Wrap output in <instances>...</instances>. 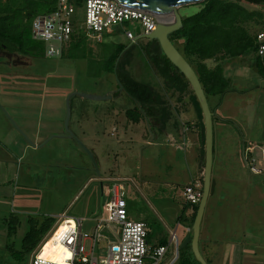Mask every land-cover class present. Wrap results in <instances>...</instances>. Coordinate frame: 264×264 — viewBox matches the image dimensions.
<instances>
[{"label": "rangeland", "instance_id": "obj_1", "mask_svg": "<svg viewBox=\"0 0 264 264\" xmlns=\"http://www.w3.org/2000/svg\"><path fill=\"white\" fill-rule=\"evenodd\" d=\"M20 6L22 5L19 4ZM247 6L264 14V4ZM197 10V6L188 5L180 8L179 14L189 16ZM79 19L80 21L83 19L82 14ZM167 20L164 19V22ZM125 27L135 37L141 33L138 25H125ZM260 28L261 26L250 25L251 31ZM81 33L79 30L77 35ZM81 40L82 47L80 46L77 51L66 47L64 57L39 56L32 59L18 54L11 55L0 49V119L3 114L10 121L11 127L20 131L16 119L10 117L13 111L6 106V101L10 98L7 97L6 92H8L14 95L12 99L19 110H23L25 103L29 102L31 105L29 107L31 112L27 113L32 119L29 125L33 132L37 131L43 135L49 126L58 123L68 135L65 129L66 103L71 95L67 130L75 137L65 141L51 140L50 146L40 153V155L44 154V158L47 157L45 165H27L26 162L31 161L29 155L25 157L19 175L12 177L9 183L5 182L7 185L4 188L10 191L11 195L5 202H0V264H31L35 256L49 260L57 256L58 248L54 245L51 236L61 224V217L83 218L82 232H90L95 222L92 219L93 208H88L91 210L89 211L87 206L94 205L100 209L101 189L97 179L87 180L90 177L98 178L100 174L112 178L117 176L119 177L117 180L124 181L125 202L130 219L145 223L147 240L150 244L161 237L166 238V232L168 234L171 228L178 226L174 219L181 216L182 208L184 210L180 186L186 184V178L181 174L185 168L179 163L176 155L181 153L173 150L168 139L154 127L148 126L146 122L129 123V125L127 122L128 128H124L125 113L135 107V102L126 93L119 92L115 76L103 69L106 64L105 58L112 47L121 45L124 51L128 50L130 53L127 71L131 77L149 85L159 95L166 91L168 93L162 79L155 74L141 54L140 48L147 41L139 39L132 43L126 40L118 29L112 34H103L101 42L89 38L79 39L80 42ZM237 60L232 61L235 63ZM11 61H22L27 66L10 68L9 75H2L1 71L7 70L5 64ZM241 63L247 65L240 66L238 71L232 69L224 71L228 79L227 92L221 96H210L207 100L211 111H216L217 116L222 119H232L234 126H240L245 120L255 124L256 116L252 112L264 106V78L256 74L245 60H241ZM210 64L211 61H208V65ZM20 73L22 75H19ZM12 83L16 85L10 86ZM114 93L118 94L113 96ZM83 94L106 97V99L89 100L83 98L81 96ZM29 96L32 100L25 101V97ZM179 110L177 114L171 116V121L167 123L168 127L172 122L178 125L184 124L197 114L195 108L189 110L183 101ZM213 120L216 124L217 119L213 118ZM19 133L27 140L21 131ZM84 136L96 140L94 142L84 139ZM77 140L89 150L93 159ZM94 152L96 158L93 156ZM246 159L248 168L253 163L250 158ZM241 160L244 161L242 157ZM221 166V162L219 164L215 162L213 174H217ZM119 169L122 175H116ZM173 182H176L178 187L176 192L170 186ZM84 184L86 186L81 191ZM3 191L0 186V200ZM235 192H237L236 187ZM173 194L176 200L172 202ZM223 198L221 195L220 203L223 202ZM248 198L246 194L243 203L254 208L252 205L254 198L252 203ZM241 203L242 200L237 195L230 201L234 208H238L236 206ZM165 211H170V214ZM189 211L193 212L192 207L186 208L185 215ZM61 213H64L63 216ZM166 217L171 223L166 222ZM15 218L18 219L19 225L12 224L8 232L7 222L9 224ZM47 220L52 223L48 233L41 237L33 249L30 247L33 244L30 243L23 247V240L32 227L37 230ZM215 231L219 232L216 228ZM182 232V227L177 229L179 239ZM116 239L113 237L110 240L116 241ZM98 247L100 251L96 253L97 258H104L106 255L104 244ZM179 251L182 250H177L175 245H171L169 253L160 264H180V260L177 261ZM145 263L149 264V261L146 260Z\"/></svg>", "mask_w": 264, "mask_h": 264}, {"label": "crops", "instance_id": "obj_2", "mask_svg": "<svg viewBox=\"0 0 264 264\" xmlns=\"http://www.w3.org/2000/svg\"><path fill=\"white\" fill-rule=\"evenodd\" d=\"M10 54L16 55L14 53ZM241 64L240 59H238L235 63L230 61L224 66V71H231V69L233 71H238L241 68L240 66H244ZM23 66L27 65L22 61H11L10 63L8 62L5 64L7 70H3L1 73L6 76L9 75L8 69ZM19 75L22 74L20 73ZM260 77L264 78V76ZM28 79H30V77ZM14 85L16 84L12 83L10 86ZM168 91V93L166 91L161 95L158 94L165 103L161 108L156 109V112H159V114H163V112L167 113L168 118L165 120L164 125H156V123H153L151 126L168 139L170 147H172L173 150L181 153L180 155L175 152L179 159V163H182L185 168L181 174L184 178H186V184L184 186H180V196L184 200L183 191L185 187L193 186L202 191L204 145H202L201 142V120L197 112L191 120L184 122V124L178 125L177 123L172 122V125H169L168 127L167 123L171 121V116H174L178 111H180L179 108H181L182 101L189 110L193 108L196 109L189 89H185L182 93L172 90ZM6 93L7 97H10L6 101V106L13 111V114L10 115V117L14 120L16 119L20 131L27 140L21 136L19 133L20 131L18 132L16 129H13L14 127H11L12 125L10 121L1 113L0 186L2 191L3 189L4 191L1 192L2 200H0V202H5L6 199L9 198L8 196L11 195L10 191L4 188L7 185L5 182L9 183L12 177L17 174L19 175L22 165L25 163V157L31 155V161L26 162L27 165H45L47 163L45 162L47 157L44 158V154L42 153V155H40V153L50 146L51 140L56 139L65 141L73 138L65 134L63 132V127L59 126L58 123L56 125L49 126L43 135L39 134L37 131L33 132L32 127L29 125V122L32 119L27 113L31 112L29 108L31 105L29 102L24 104L23 110H19L18 105L15 104L12 99L14 95L8 92ZM26 100H32V97H25V101ZM211 113L213 126L212 169L210 191L200 224L198 239L199 252L206 264H264V106L252 112L256 116L255 119L257 122H255V124H252L250 120L247 122L245 120V122L240 123V126H234L232 119L230 118L222 119L218 117L216 111H211ZM125 116L126 121H124V128L127 129L129 123L132 122L127 118L126 113ZM213 118L217 119L216 124H214ZM143 122H146L148 126H150L149 120L146 119L140 120L137 124ZM215 126L216 132H214ZM76 137L81 140V138L77 135ZM215 138H217L216 141ZM84 139H90L94 142L96 140L95 138L88 136H84ZM153 139H155L154 136ZM148 144L154 145V143ZM95 153L96 152L93 153V156L96 158ZM241 157L244 161L241 160ZM246 158H250L253 163V165L248 168V160ZM215 162H218V164L220 162L222 163V166L220 170L217 171V174H213ZM121 173V169H119L116 175H122ZM118 178L119 177L117 176L113 178L112 176L107 175L101 176V174L98 178H88L87 181L96 179L99 181L102 195H100V209L94 205H89V207L87 206V209L93 208L92 219L93 222H95V226L91 230L98 226L99 220L108 218L107 209L109 196L107 194V188L111 181L115 179L117 180ZM85 186L86 184L83 185L81 191ZM170 186L173 191H177L178 187H176V182L170 183ZM235 187L237 192H235ZM174 194L171 199L172 202L176 200V196ZM220 194L224 197L222 203H220ZM246 194L248 195V199L251 203L252 198H254V204L252 203L254 208L246 206L247 203H243ZM235 195L240 197L242 200V203L236 206L238 208H234L235 206L230 204V201L234 199ZM192 206L194 205L188 204L184 200V210L182 208L181 216L174 219L177 221L178 226L171 228L168 234L166 232V238L161 237L155 243L149 244L153 246H167L168 254L169 247L171 245H175V247L177 245V247H179L186 238H190V221L193 212L189 211L185 215V211L187 207L191 208ZM165 212L170 214V211ZM63 214L64 213H61L62 216ZM127 215L130 219L128 210ZM167 217L166 222L169 221L168 223H171L168 219L169 217ZM80 219H82L83 223L84 219ZM132 221L143 222L137 220ZM12 224L13 221L9 222V224L7 222L6 227L9 229V227L13 226ZM18 225L19 223H17V226ZM181 227L183 232L179 239L176 232L177 229ZM215 228L219 230V232H216ZM103 230L104 233L108 235L109 239L113 237L115 239L117 238V231L114 227L108 225L106 228H103ZM173 235L175 239L172 238ZM235 236H238V238H234ZM185 246L182 249H184ZM185 254H187V251H185Z\"/></svg>", "mask_w": 264, "mask_h": 264}, {"label": "trees", "instance_id": "obj_3", "mask_svg": "<svg viewBox=\"0 0 264 264\" xmlns=\"http://www.w3.org/2000/svg\"><path fill=\"white\" fill-rule=\"evenodd\" d=\"M56 1L4 0L3 2L0 0V48H4L8 53L32 59L39 56L44 57V45L31 38V21L37 15L54 11ZM19 4L22 6L19 7ZM261 4H264V0H206L194 4L198 7L194 14L189 16L179 14L182 27L170 34L169 40L195 72L207 100L210 96H221L227 92L228 80L224 74V65L232 60H245L256 74L264 76V66L255 56V35L259 31H264V14L261 11L249 9L247 6ZM251 24L261 26V28L251 31ZM82 38H85L82 34L75 35L67 48L79 50L83 43L79 39ZM67 48L63 49L60 57L66 55ZM122 51H124L123 46L114 45L105 58L106 64L103 69L115 76L117 88L121 86V92L126 93L135 102V107L126 111L127 118L135 124L146 119L149 120L150 126L153 123L164 125L168 115L164 112L159 114L156 109L161 108L165 102L149 85L140 83L131 77L127 71L130 53L128 50L123 53ZM140 51L150 68L162 79L168 90L179 93L184 92L185 89L190 90L200 116L201 142L204 145L201 109L184 76L163 55L156 41H147ZM117 59L118 62L115 65ZM208 61H211L210 65H208ZM197 207L198 204L192 206L190 227ZM17 223L18 220L13 219V225H17ZM51 225V221L47 220L37 230L31 226L32 229L23 240V247L30 243L33 244L30 246L33 249L41 237L50 230ZM9 230L11 227L8 232ZM38 237L40 238L38 239ZM181 252H178L177 257L180 264H199L195 260L189 244Z\"/></svg>", "mask_w": 264, "mask_h": 264}, {"label": "built area", "instance_id": "obj_4", "mask_svg": "<svg viewBox=\"0 0 264 264\" xmlns=\"http://www.w3.org/2000/svg\"><path fill=\"white\" fill-rule=\"evenodd\" d=\"M158 22L151 13L117 0H57L54 11L37 15L31 21L30 32L34 41L44 45V57L49 58L60 57L79 30L85 38L101 42L103 34H112L118 29L126 40L134 42L136 37L125 25H138L139 36L143 37L155 31ZM255 56L264 66V31L255 35ZM125 188L122 180L109 183L108 218L99 220L98 226L90 232H82V219L62 217L51 236L54 245L64 250L61 259L53 261L35 256L31 264H146V260L149 264H160L168 248L150 245L145 223L128 218ZM201 196L202 191L193 186L183 191L184 200L191 205H197ZM108 225L116 229V241H111L104 233L103 228ZM172 238L175 239L174 235ZM100 244H104L106 255L98 259L96 253L100 251Z\"/></svg>", "mask_w": 264, "mask_h": 264}, {"label": "water", "instance_id": "obj_5", "mask_svg": "<svg viewBox=\"0 0 264 264\" xmlns=\"http://www.w3.org/2000/svg\"><path fill=\"white\" fill-rule=\"evenodd\" d=\"M117 1L123 5H127L129 7L141 9L143 11L151 13L152 15L156 16L158 20H159V16H169V18L171 19L170 23H162L159 21L156 24L155 31L143 37L142 36L136 37L134 42H136L139 39H145L146 41H156L159 44V47L163 55L184 76V78L188 82L189 87L192 90L201 109V114L203 118V127H204V170H203L202 196L200 202L198 203L195 218L191 226V236L190 238H186L181 243V245L177 247V250H181L186 244L189 243L195 260L199 264H206L198 249V239L200 233V224L210 191V178H211L212 152H213L212 113L209 109L206 96L203 92V89L200 85V82L195 72L193 71L191 66L186 62V60L179 54V52L176 50V48L169 40L170 34L179 30L182 27L181 17L179 15L178 9L188 5L199 4L206 0H117ZM123 52L124 51H122V53ZM117 62L118 59L116 60L115 65L117 64ZM121 91H122V87L119 86V92ZM70 96L68 97L66 103L65 129L68 135L75 138L67 130L68 119L70 116V105H69ZM81 96L89 100L106 99V97H98V96L85 95V94ZM77 142L91 156L89 150L86 149L79 140H77ZM91 158L93 159L92 156ZM94 166L96 169L97 166L95 163Z\"/></svg>", "mask_w": 264, "mask_h": 264}, {"label": "bare ground", "instance_id": "obj_6", "mask_svg": "<svg viewBox=\"0 0 264 264\" xmlns=\"http://www.w3.org/2000/svg\"><path fill=\"white\" fill-rule=\"evenodd\" d=\"M164 19H168V20L164 22ZM159 21L162 23H170L171 19L169 18V16H159ZM56 247L58 248V255L51 258V260L53 261H59L64 252L63 248L59 247L58 245H56Z\"/></svg>", "mask_w": 264, "mask_h": 264}, {"label": "flooded vegetation", "instance_id": "obj_7", "mask_svg": "<svg viewBox=\"0 0 264 264\" xmlns=\"http://www.w3.org/2000/svg\"><path fill=\"white\" fill-rule=\"evenodd\" d=\"M0 49L4 51V48H0Z\"/></svg>", "mask_w": 264, "mask_h": 264}]
</instances>
